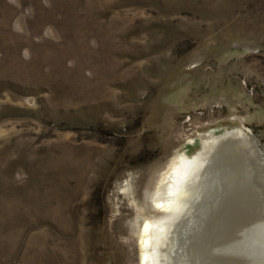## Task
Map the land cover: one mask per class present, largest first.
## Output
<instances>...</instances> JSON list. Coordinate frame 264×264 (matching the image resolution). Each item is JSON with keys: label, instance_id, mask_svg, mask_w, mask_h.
I'll return each instance as SVG.
<instances>
[{"label": "rangeland", "instance_id": "374dc122", "mask_svg": "<svg viewBox=\"0 0 264 264\" xmlns=\"http://www.w3.org/2000/svg\"><path fill=\"white\" fill-rule=\"evenodd\" d=\"M226 150L264 193V0H0V264H140L161 173Z\"/></svg>", "mask_w": 264, "mask_h": 264}, {"label": "bare ground", "instance_id": "6f19581e", "mask_svg": "<svg viewBox=\"0 0 264 264\" xmlns=\"http://www.w3.org/2000/svg\"><path fill=\"white\" fill-rule=\"evenodd\" d=\"M230 153L212 152L203 162L179 155L161 173L151 194L154 211L144 215L138 234L140 264L176 263L171 259L176 223L193 214L198 189L207 182L212 183L211 190L201 195L203 221L192 246L210 257L211 264H264V193L252 172L242 167V159ZM212 162L217 171L210 166Z\"/></svg>", "mask_w": 264, "mask_h": 264}, {"label": "water", "instance_id": "95a60500", "mask_svg": "<svg viewBox=\"0 0 264 264\" xmlns=\"http://www.w3.org/2000/svg\"><path fill=\"white\" fill-rule=\"evenodd\" d=\"M212 255V254H211ZM207 258V257H206Z\"/></svg>", "mask_w": 264, "mask_h": 264}]
</instances>
